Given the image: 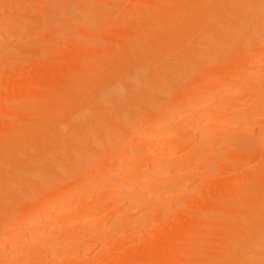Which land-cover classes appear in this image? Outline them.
Wrapping results in <instances>:
<instances>
[{"label": "bare ground", "instance_id": "6f19581e", "mask_svg": "<svg viewBox=\"0 0 264 264\" xmlns=\"http://www.w3.org/2000/svg\"><path fill=\"white\" fill-rule=\"evenodd\" d=\"M32 1L33 0L29 2V7L31 8L34 7L31 6L33 4ZM69 1L70 0H38L37 3L41 4L43 2L42 4L46 6V9H48L49 11H54L59 9L63 10L65 9V6L69 9V7L67 6ZM89 1L92 2L96 0ZM89 1L86 2L84 0L85 3L81 5L83 6V9H85L84 7L88 4L93 5L94 2L91 4L89 3ZM163 1L162 3H160L161 0H148L143 2H141L140 0V2L137 3L134 10L137 9L139 11L138 13L143 14L142 11H154V13L152 14L149 12L147 13V16H144L143 14L140 19L138 18V22L132 25L133 27L130 24L131 29L135 28L136 30V28L139 29V27H144L142 30L144 32L146 26L148 27H146V31H149L148 29L152 26H157V28H153L155 30L150 29V34H148L146 38L134 36L135 33H139L135 30V32L132 30L124 32L126 29H123V32L125 34L118 31L121 33H119L121 37L117 40V42L120 40L121 43L119 44H121V47L117 46V49H119H113V51V47L111 48L110 46H113L114 44H112V42L116 40V38H113V36H118V34L112 33V29L118 26V24L120 25L121 23L114 22L116 13L112 10L113 7H109V9H103L106 7L102 8L101 4L100 6L96 7L99 4L96 2L94 4L95 7H92L95 9L92 10L98 9V11H101L100 8H102V10L106 12V14H108V16H106L104 20V26L102 25L104 29L101 28L105 30V33H102L103 35L101 43L104 44H100L101 48L103 46H108L106 47V49H103L104 47L102 48L104 51L101 49L102 52L100 53H102V55L98 53L99 55H101L98 57L95 54L97 58L93 61H84L82 59L83 57L78 60L79 56H82V50L80 48V55H78V57L76 58L72 57V59H70V61L68 62L65 61L66 64L55 63L58 62V57V60H54L51 62L54 64H51V66L49 67L50 71L48 73H43L42 77L40 76L41 79L38 82H35L33 84L29 81L30 83L28 82L23 89L21 88L23 86H21V84L17 89H12L11 92L13 93L9 99V102H7V100L4 101L7 105L6 108L4 107L5 105L3 104V102L0 101V110L1 107L5 108L6 110L4 111L5 115L0 113L1 236V233L3 231H5L3 232L4 235V233L7 232L6 230H9L13 226H20L19 224H22L24 222H30V220H34L37 215L40 216L39 218H43L40 214L42 213L44 215V211H46V209L50 205L53 206V204H60V207H56L61 208V206L67 203L68 200L72 199V196L76 194L78 188H86L88 185H91L89 184V182L92 183V181H96L100 178L102 179V177L106 178V180H113V186L115 187V189L111 190V194H116L127 190H129V193L131 192V190L135 191V188H138V185H136L137 182L130 179V177H134L135 175L133 176V174L130 173L128 178H121V176H118L117 174H119V170L120 172H123L122 168L125 167L124 165L130 164V166H132L131 163L135 161L136 157L134 154L137 153H134V151H132L133 147L131 145L134 143V140L139 137L140 134H144L146 131H149V141L151 143L156 144L157 141H162V146L161 148H158L159 145L149 144L147 146L151 147L154 145V147L157 148H143L141 153L137 155V158L140 161V167L136 170L141 172L151 171V173H153L152 171H155L154 175H156L157 177L162 176L163 170H169L167 171L168 173L170 171H180L178 170V166V168H175L176 170H170L167 167L168 162H166L169 159H166L164 161V159L169 156V152L171 153L169 149H172V147L176 149L178 147L179 149H184L186 145L184 146L183 144L188 142H195V144H193V146L196 145L195 149L205 148L207 146L211 147L215 142L213 141V138L216 137L217 141L219 139L221 140L220 144L222 143L225 146L229 143V148H231L230 145L233 144L234 140L230 141V139H228V131H225L226 134L219 132L217 134H213L212 132V136L208 135L205 130H203V132L201 131L202 129L199 130L200 127L198 125V121H196L198 127L197 125H195V123H193L195 120L194 118H191L192 120L194 119L192 124H190L191 122H189L188 126L187 122L186 129H177V133L175 135L173 134V136H170V134L167 135L165 131H163L164 133L152 134L151 129L158 123L165 124L167 122H172L171 118L175 115L177 116L178 113L180 114V112L185 107L188 108L187 106H189L190 103H192L193 101L198 102L199 100L203 101L205 98L211 96L214 92L216 93V90L224 92L222 93L224 95L219 98L220 101L218 100L220 103L225 104V100L231 95V97H236L237 91H229L234 78L238 80V76H240V74L242 73L245 74L246 69L251 70V68H248V66H250V64H255V61H257V56L258 58H260L258 54L261 53L263 55L260 54L261 59L256 63L260 64L264 62V0H179V4L178 2H176L175 4L173 2L172 4L173 6L177 4V9H172L170 7L167 8V5H164L167 3V1H164L165 3ZM7 2L8 0H0V15L3 14L4 16L3 17L1 15L0 17V22L2 21L0 25L6 23L4 20L6 16L10 14L5 11L8 8ZM34 4L36 6V9L38 8L37 10L39 13L44 12V14H46L47 11L45 12V8L42 4V7H40L36 3ZM109 4L110 3H108V5ZM22 6L23 8L21 9V11H23L24 13V8L26 7H24V5H21V7ZM40 8L42 12H40ZM12 9L15 8L13 7ZM87 9H89L88 6ZM156 11L157 14H155ZM16 12L17 9L15 13ZM30 12H32V10ZM73 12L76 13L77 11ZM95 12H90L88 10V13L90 14L86 15V17L90 18L88 16H93L91 13L94 14ZM47 13L49 14L50 12ZM100 14L102 15L105 13L101 12ZM28 15L29 14L24 16ZM14 16H12L13 19L16 16L17 17L15 19H20L17 13L16 16ZM83 16L85 15L83 14ZM39 17L40 16H38V18ZM36 18L35 20L38 19ZM7 19L8 18H6V20ZM15 19V25L13 24L14 26H16L17 24V21ZM94 19H96V17L93 18V20ZM33 20L34 19H32V21ZM91 20L92 19L90 18V22ZM19 21L21 22V20ZM58 21H61L60 23L63 22V20L59 19ZM51 22L50 20H48V28L51 29L53 28L51 26H59L58 22ZM7 24H9V22ZM24 24L26 27H28L26 23ZM49 25L51 26L49 27ZM60 25L62 26L64 25V23ZM3 26L6 25L4 24ZM93 26L94 24L92 25V27ZM10 28L12 29L13 26L11 27L10 25ZM55 30L60 31L61 28H57ZM100 30L98 29L99 33ZM51 32L54 31L51 30ZM83 33L84 35H82L81 38H83L82 40L87 41L90 33L89 36L86 35L85 31ZM139 34L144 33H141L140 31ZM8 42L10 41L8 40ZM78 42L75 41L74 43L80 45L81 43L79 42V44ZM117 42L115 41V43ZM74 43L72 45H75ZM91 43H93V41ZM144 43L147 44L145 45ZM55 45H57V43ZM142 45L145 46L142 47ZM82 46L84 45L82 44L79 47ZM82 48L83 50L87 49L84 47ZM63 49L65 50V48ZM105 50H107L106 53ZM67 73L68 75L72 76V80L71 77L67 75L69 77L68 82H64L62 84L64 76ZM5 75L3 78H5ZM66 79L67 78H65L64 81H66ZM0 82H2V80ZM7 83L3 86L5 87ZM13 84H17V82H11L10 84L8 83V86ZM23 84L25 83L23 82ZM259 87L260 83H248L247 85L242 87L243 89L240 88V90H242V95L239 94L241 91L238 92V94L240 95V97L245 93H249V95L253 93L254 95L257 93V91L260 93ZM262 91L264 90L262 89L261 93ZM235 93L236 95H233ZM259 93H257L256 96ZM261 93L259 95L260 97L261 95H264V92L262 94ZM219 95L221 94L219 93ZM251 96L252 94L250 95V97ZM42 97H44V100H42ZM46 98L48 100H46ZM43 101H47V103L51 104L48 105L44 102V105L46 104V107L49 106V108H46V112H43L39 109H37L36 111L32 109L31 106L36 104V108H38V105H40L39 103H42ZM257 101H259V99ZM226 103L229 105L228 101ZM249 103V106L252 104V108H250L251 110L248 111L249 113H247V110H244L246 113L243 112L244 120L242 121L245 125H242V123L240 122L236 125L235 122H221L217 126H222L227 130L239 128L238 125L244 126L246 131L241 132L242 134H244L240 138L238 137L237 139L236 136V139H234L236 142L239 140L238 143L244 141L248 142L249 145L246 149V154L251 157L259 158V160L261 159L262 164L259 163L261 166L257 168H251L253 170H248L250 167L248 165V169L242 170L243 172L241 173L240 171H238L240 173V176L238 178L234 177V180L232 181L214 186L206 185V188L202 187V190H205H201L202 193L199 192V195L193 197V210H189L185 207L186 205L188 206L190 204L189 202L191 201L188 202L189 204L185 202V204L180 203L181 207L184 206V208L180 207L182 209L181 211L183 212H180V208L178 207L180 205H176L179 209L178 211L175 210L176 212H173L174 210H172L173 213L159 229H155V231H153L154 233L148 232L147 234H144L145 236H142L143 238L141 237L142 239L140 238L138 241L136 240V244H134L127 251V253L125 252V255H118L116 253H113L116 250L111 252V249H114L117 247V245H120V242L117 240L118 238L114 239L116 240L114 243L112 242L114 241L112 240V238L114 237L111 236V241L104 245L106 247L107 245L108 247L110 246L107 255L106 253H104V255H102L104 256V260L103 258L98 259L95 264H264V134L260 136V139H256V136L252 135V133L250 132V127H252L250 126V120L254 118L255 115L258 116L259 112L264 111V104H259L256 102ZM9 105L11 106L9 107ZM237 105L233 104V102L231 101V107L235 108ZM249 106L246 107L249 108ZM29 107H31L30 109H32V112L28 110ZM240 108L238 109L240 110ZM38 110L41 112H39ZM232 111H234V109ZM238 112L241 113V110ZM254 112L257 113L254 114V116H251V114L253 115ZM28 113L30 114L28 115ZM187 117L183 119H186ZM240 118H242V116ZM188 119H190V117L187 118V120ZM170 124L169 125L171 127L172 125H176L175 123ZM213 125L216 124L213 123ZM257 127L259 128L260 126ZM245 129H243L242 127V130ZM198 132L200 134H198ZM261 132L264 133V128L261 130ZM163 142L165 143L164 146ZM211 143L213 144L211 145ZM135 149L138 151L139 147ZM195 149L193 150L197 151ZM203 150L200 149V151L204 153ZM224 150L225 149H223V151ZM227 151L228 153L232 152V150L229 151L228 149L223 153ZM154 153L157 154V158H160L161 156L164 159L161 158L162 161H157L153 157L155 156ZM201 154L202 153L200 152L196 154H194L193 152L192 155H194L195 164H193L194 167H190L191 169L189 172L187 171L189 175H185L186 178L189 179L197 175L198 171L201 170V164H199L198 162L203 160L204 158L203 156H201ZM232 156L234 157V155L230 154V156H228L227 158L229 159V161H225L224 164L223 162L225 158H223L224 160L219 161H221L222 164L226 167L230 165L233 166L234 163L231 161H234V159L237 161L238 159H236V157L232 159ZM185 163L188 164L187 161ZM211 163L213 162L211 161ZM217 165H219V163ZM130 166L129 168H131ZM130 171L132 170L130 169ZM130 171L128 169V172ZM132 172H135V170H133ZM164 173L165 172H163V174ZM102 174L107 175V177L102 176ZM178 174L179 173H177L176 175L178 176ZM200 175L198 174V176ZM204 175H206V172L204 173ZM97 177L99 178L97 179ZM201 179H203V177ZM181 188H183V186ZM181 188H178V190L175 191L176 194L181 193V190H183ZM173 189H175V187ZM107 191L109 192V190ZM146 194L147 193H145V195ZM135 197H137V195H135ZM141 197L142 195L140 196V198L137 197L132 199V197H129V199H132L130 200L131 202L128 199L127 200L130 203L134 204L133 207H136L135 205L141 206L144 202V197L143 199ZM72 200H75V198ZM72 200L70 201L72 202ZM159 200H161V198L158 199V201ZM96 201L97 203L93 202L94 205L88 203L91 207L89 206V208L87 207L88 209H84L86 210L84 214L81 213L82 217H80L79 220L84 221L85 219H87V221L82 222L83 225L88 223L89 221L92 222V220H94L93 218L97 219V214H95V212L99 211L101 208L107 209L106 207L109 206L105 205L103 207L104 204L112 203L110 196H104L99 202L98 200ZM152 205H148V208L146 209L149 210H147V212H152L153 210V212L155 213L157 212L158 208H160V204L157 203L155 204V207H157V209H155L156 211H154L153 202ZM149 206L153 207H151L152 210L151 208H149ZM65 207L62 208L65 209ZM80 210L82 209L80 208ZM66 212H60L59 215L64 213V216L66 218ZM143 213L144 218L150 215L146 212ZM49 214L47 216L51 217L50 215L52 213L50 215ZM73 214L75 215V213ZM98 216L100 217V215ZM116 218L117 219L114 220L115 223L118 219V222L123 219L121 217ZM36 220H34L35 223ZM58 220H60V218H58ZM79 220L76 219V225ZM34 222H32L33 224H27L28 228L30 229L27 228V225H22V227H20H25L28 229H25V231L34 230L31 229L35 226ZM135 222L137 223H135L137 226L134 225L135 227L131 228H133L132 230L136 231L137 234V231L139 230L140 232L141 229L139 224H142L143 221L139 222L135 220ZM61 223L63 224L62 221ZM71 223L72 222H70V224ZM82 224L78 223V226H81ZM69 226L72 227L71 225ZM109 228L107 227L105 229ZM115 229L117 230L115 231V233L118 236V233H120L118 232L119 228ZM110 230H108V232ZM27 231L25 232V235H14L13 237L9 238V242L4 241L3 245H1L0 243V264H12L11 261H13L14 263V260L15 262L17 261L18 264H22L24 262L21 259H25V261L29 262L30 264H32V262L34 261H37L38 263V260L42 256L34 257L32 256V252L31 256H28L20 254V249L18 250L19 252L17 251L18 247H23L21 245L22 242H24L25 237L28 236L27 240H29L28 238L30 237L32 232ZM55 231L57 232L58 229H55L53 231L51 230V232L56 233ZM112 231L114 232L113 228ZM134 231L132 232V234L134 233ZM74 232H77V230ZM122 232L123 231H121V233ZM115 233L113 234L115 235ZM40 234L36 233L34 236H36L40 240H38L40 245L45 247V245H47L45 241L48 240H46L44 235L43 238L42 236H40ZM71 234L74 235V233ZM57 235L58 232L56 233V236ZM62 235L64 236V234H61V237L59 238H62ZM88 235H86V237ZM90 235L88 237H90ZM106 235L108 234L106 233ZM106 235L104 234V236ZM79 236L85 237V235L81 234ZM94 236L95 235H93V237ZM66 237L67 235H65V238ZM70 237L72 238L73 236H69V238ZM136 237H134V239ZM165 237L169 238L171 241L169 240L170 242L168 243L163 242V245H161L162 243L160 242ZM64 239V244L61 245H65V247L76 246L74 242L70 241L72 239H69V241H66ZM76 239H79V237H77ZM85 239L86 238H84V240ZM55 240L59 241V239L57 238ZM5 245H9V249H7L8 247H5L7 249L6 252H4L5 250L3 249L1 250V248H3L2 246ZM54 245H57V243H54ZM47 246H49V243ZM82 247L83 246H81V248ZM41 248L43 249V247ZM22 251L25 250L22 249ZM103 251L105 252V250ZM56 255L57 254H51L49 259L53 262L54 260L58 261V259L60 258L57 257L58 255ZM75 262L77 263V261ZM77 264L81 263L79 262Z\"/></svg>", "mask_w": 264, "mask_h": 264}, {"label": "rangeland", "instance_id": "374dc122", "mask_svg": "<svg viewBox=\"0 0 264 264\" xmlns=\"http://www.w3.org/2000/svg\"><path fill=\"white\" fill-rule=\"evenodd\" d=\"M10 0H8V2H7V4H8V8H7V10H5V11H7L8 13H10L8 16H6V18H8L7 20H6V18H5V22L6 23H4L6 26H3L4 24H1L0 25V81L2 80V82H0V101L1 102H3V104L5 105L4 107L6 108V102H4L5 100H7V102H9V99H10V97H11V95H12V93L13 92H11V90L12 89H17L18 87H19V85L21 84V88L23 89V88H25V86L27 85V83L30 81L31 83H35V82H38L40 79H41V77H42V74L43 73H48L49 71H50V66H51V64H54V63H51L52 61H54V60H58V57H59V60H58V62H55V63H58V64H66V62H68V61H70V59H72V57H74V58H76V57H78V55H80V53H79V50H80V48H81V50H82V56H79V58H78V60L80 59V58H82L84 61L86 60V61H93L94 59H96L97 57L96 56H101L102 55V53H100V52H102V50L103 49H106V47H108V46H106V47H102L101 48V45L100 44H104V43H101L102 41H101V39H102V35L105 33V30H103L104 28H103V26H104V20H105V18H106V16H108V14H106V12H104L103 10H102V8L103 7H106V8H103V9H109V7H113V11L116 13V17L114 18V22L116 23H121L120 25L118 24V26H116V27H114L113 29H112V33H114V34H118V36L117 35H115V37L113 36V38H116V40H114L113 42H112V44H114L113 46L111 45L110 47L112 48V51H113V49L115 50V49H117V46L118 47H121V44H119V43H121L120 42V40L117 42V40L118 39H120V37H121V35H119V33L121 32H123V29L125 30L124 32H126V31H130V30H132V31H134L135 30V28L133 29H131V27H130V24H131V26L133 25V24H135V23H137L138 22V20L140 19V17H142L143 16V14H144V16H147V13H149L148 11H142L143 12V14H141V13H138L139 11L136 9V10H134V8L136 7V4L137 3H139L140 2V0H134V1H130V0H96V1H92V2H90L89 0H85L86 2H88L89 1V3H93V5H90V4H88V5H84L85 7V9H83L82 7L83 6H81L82 4H84L85 2H84V0H70L69 1V3H68V7H69V9L68 8H66V6H65V9H63V10H60V11H62V12H60L59 10H51V11H49L48 9H46V6H44L42 3V5H43V7L45 8V12L47 11V12H50L49 14L46 12V14H44V12L43 13H39L38 12V8L36 9V6H35V4L34 3H36L37 5H39L40 7H42V5L41 4H38L37 2H38V0H33L32 1V3H30V4H32L31 6L33 7V8H35V9H33V8H31V7H29V2L31 1V0H12V1H10ZM40 1V0H39ZM143 1H148V0H141V2H143ZM160 1V0H159ZM162 1L163 0H161V2L160 3H162ZM165 2L167 1V3L166 4H164L167 8H172V9H177L178 7H176V6H178L177 4L176 5H172L173 4V2H174V4L176 3V2H178V4H179V0H164ZM163 1V2H164ZM19 2V3H18ZM22 2V3H21ZM75 2V3H74ZM99 3L96 7H98V6H100V4H101V7L102 8H100L101 9V11H98V9H96V10H92V9H95V8H92V7H95L94 6V4L95 3ZM124 2V3H123ZM164 2V3H165ZM9 3H11V4H9ZM16 3V4H15ZM72 3V4H71ZM108 3H110L109 5H108ZM111 3H112V5H111ZM126 3V4H125ZM170 4H171V6H170ZM21 5H24V7H26V8H24L25 10H24V13H23V11H21V9L23 8V6L21 7ZM104 5V6H103ZM117 5V6H116ZM169 5V6H168ZM7 6V5H6ZM87 6H88V8L89 9H87ZM120 6V7H119ZM15 8V9H12V8ZM19 7V8H18ZM108 7V8H107ZM117 7V8H116ZM176 7V8H175ZM44 8H42V9H44ZM81 8V9H80ZM5 9V8H4ZM14 10V11H12V10ZM16 9H17V14H18V17H20V19H15L17 16H16V13H15V11H16ZM66 9H68V10H66ZM114 9H118L117 11L116 10H114ZM32 10V12H30ZM88 10L91 12H95L94 14L93 13H91L93 16H88V17H90L92 20H93V18H95L96 17V19H94L95 20V22H94V20L92 21L91 20V22H90V18H87L86 17V15H89L90 13H88ZM67 11H69V12H67ZM73 11H77L76 13H74ZM80 11H83V12H80ZM85 11H87V12H85ZM135 11V12H134ZM14 13V15L16 16H14L13 15V13ZM40 12H42V10H41V8H40ZM101 12H103V13H105V14H100ZM125 12V13H124ZM134 12V13H133ZM2 13H4V12H2ZM23 13L24 15H27V14H29L28 16H29V18H28V16H24L23 14L21 15V14ZM52 13H53V15H52ZM63 13V14H62ZM68 13H71V14H68ZM85 15V16H83V14ZM114 13V14H115ZM136 13V14H135ZM139 14V16H138V14ZM150 13H154V11H151ZM34 14V15H33ZM43 14H44V16H45V18H44V16H43ZM51 14V15H50ZM60 14V15H59ZM98 14V15H97ZM123 14V15H122ZM155 14H157V11H156V13ZM2 16H3V14H1ZM1 15H0V17H1ZM6 15H7V13H6ZM36 15H38V16H40L39 18H38V16H36ZM12 16H14L15 18V20L17 21L16 23V26H14L15 25V21H14V19H13V17ZM33 16H34V18H33ZM38 18H36V17ZM47 16V17H46ZM53 16V17H52ZM103 16V17H102ZM124 17V18H121V17ZM137 16V17H136ZM4 17V16H3ZM31 17V18H30ZM93 17V18H92ZM119 17V18H118ZM35 18L37 19V20H35ZM42 18V19H41ZM139 18V19H138ZM23 19H24V22H23ZM32 19H34L33 21H32ZM58 19L59 20H63V22L62 23H60L61 21H58ZM137 19V20H136ZM19 20H21V22L19 21ZM43 20V21H42ZM48 20H50V22L51 23H59V26H51V25H49V27L51 26V27H53V28H48L47 27V25H48ZM54 20H56V21H54ZM102 20V21H101ZM134 20V21H133ZM90 23H89V22ZM130 21H132V22H130ZM9 22V24L11 25V27L13 26V28L11 29L10 28V25L9 24H7ZM13 22V23H12ZM23 22V23H22ZM30 22V23H29ZM87 22V23H86ZM130 22V23H129ZM134 22V23H133ZM0 23H2V21L0 22ZM24 23H26V25H28V27H26L25 26V24ZM32 23V24H31ZM40 23V24H39ZM64 23V25H60V24H63ZM123 23V24H122ZM14 24V25H13ZM86 24V25H85ZM94 24V26L92 27V25ZM128 24V25H127ZM7 25H9V26H7ZM30 25V26H29ZM90 25V26H89ZM103 25V26H102ZM64 26V27H63ZM67 26H69V27H67ZM84 26V27H83ZM8 27V28H7ZM86 27V28H85ZM91 27V28H90ZM99 27V28H98ZM128 27V28H127ZM133 27V26H132ZM147 27V26H146ZM145 27V29L147 30V28ZM10 28V29H9ZM57 28H61V30L59 31V30H55V29H57ZM64 28V29H63ZM101 28H103V29H101ZM117 28V29H116ZM130 28V29H129ZM143 28L144 27H142V28H140L139 27V29L138 28H136V30L135 31H137V32H139L140 33V31H141V33H144V34H137V33H132V34H134V36H137V37H142V38H146L147 36H148V34H150V29L152 30L153 28H157V26H152V27H150L148 30L149 31H146L145 29H144V32L142 31L143 30ZM54 29V30H53ZM83 29V30H82ZM87 29H89V30H87ZM97 31H96V30ZM98 29L100 30H102V32H101V30H100V33L98 32ZM129 29V30H128ZM155 29H153V30H155ZM6 30V31H5ZM50 30V31H49ZM51 30L52 31H54V32H51ZM117 30V31H116ZM122 30V31H121ZM10 31V32H9ZM19 33H18V32ZM45 31H46V33H45ZM82 31V32H81ZM85 31V33H86V35H88L89 36V33H90V36H89V40L87 39V41L86 40H82L83 38H81V36L82 35H84V32ZM114 31H116V32H114ZM118 31H120V32H118ZM134 31V32H135ZM6 32H8V33H6ZM76 32V33H75ZM123 32V33H124ZM4 33V34H3ZM60 33V34H59ZM78 33V34H77ZM103 33V34H102ZM120 33V34H121ZM59 34V35H58ZM75 34H77V35H75ZM125 34V33H124ZM8 35H10V36H8ZM45 35V36H44ZM56 35H58V36H56ZM99 35V36H98ZM144 35H146V36H144ZM8 36V37H7ZM13 36V37H12ZM68 36H69V38H68ZM44 37V38H43ZM77 39H76V38ZM97 39H96V38ZM91 38V39H90ZM7 39V40H6ZM54 39H55V41H54ZM62 39V40H61ZM67 39V40H66ZM8 40L10 41V42H8ZM53 40V41H52ZM69 40V41H68ZM71 40V41H70ZM4 41H6V42H4ZM65 41V42H64ZM75 41H79L78 43L80 44V45H84V46H82V47H84V48H87V49H84L83 50V48L82 47H79L80 45H78V44H75L74 42ZM93 41V43H91ZM115 41L117 42V43H115ZM76 45H72L73 43ZM100 42V43H99ZM33 43V44H32ZM57 43V45H55ZM60 43V44H59ZM63 43V44H62ZM66 43V44H65ZM4 44H6V45H4ZM90 44V45H89ZM92 44V45H91ZM115 44H117V45H115ZM137 44H139V43H137ZM141 44V43H140ZM145 45L147 44V43H144ZM71 45V46H70ZM78 45V46H77ZM99 47H98V46ZM145 45H142V47L143 46H145ZM9 48H8V47ZM93 46V47H92ZM97 46V47H96ZM7 47V48H6ZM70 47V48H69ZM74 47H76V48H74ZM63 48H65V50L63 49ZM147 48V47H146ZM12 49V50H11ZM67 49H69V50H67ZM102 49V50H101ZM119 49V48H118ZM117 49V50H118ZM75 50H76V52H75ZM121 50V49H120ZM74 51V52H73ZM83 51H85V52H83ZM93 51H96V52H93ZM104 51V50H103ZM107 52V50H105V53ZM63 53V54H62ZM98 53H100L101 55H99ZM95 54H96V56H95ZM261 54V53H260ZM258 54L259 55V57L260 58H258V56H257V58H256V60L259 62V60L261 59V55H263V54ZM77 55V56H76ZM33 57V58H32ZM54 57V58H53ZM57 57V58H56ZM87 58H88V60H87ZM15 61V62H14ZM31 61V62H30ZM66 61V62H65ZM257 61H255V64H250V66H248V68L250 67L251 68V70L249 69V70H247L246 69V73L245 74H240V76H238V80H236V78H234V80H233V82H232V86H231V88H230V92H236L237 91V95H236V93L235 94H233V95H236V97H231V96H229L226 100L228 101V103H229V105L226 103L227 101L225 100V102H224V100H223V102L225 103V104H223V103H220L219 101H220V99L219 98H221L224 94H222V93H224V92H222V91H217L216 90V93L214 92L211 96H209L208 98H205L204 100L203 99H201V100H203V101H193L192 103H190L189 104V106H187L188 108H184L181 112H180V114L178 113L177 114V116H176V118H175V116H173L172 118H171V121L172 122H167V123H158V124H156L152 129H151V131H152V134L153 133H155V134H159V133H164L163 131H165V133L167 134V135H169L170 134V136H173V134L175 135L176 133H177V131L179 130V129H181V128H183V129H186V125L188 124V126H189V122H191L190 124H192V122H193V120H194V122L193 123H195V125H197V122L196 121H198V125H199V130H201L202 132H203V130H205L206 132H207V134L208 135H211L212 136V132H213V134H217L218 132L219 133H224V134H226L225 133V131L227 132L228 131V133L227 134H229V136L227 135V137H228V139H230V141H235V139H236V136H237V139H238V137L240 138L243 134L241 133V132H245L246 131V129H245V127L244 126H240V125H238V127L239 128H235V129H232V130H227V129H225L224 127H222V126H217L218 124H220L221 122L223 123V122H235V125L237 124V123H242V125H245L244 123H243V121L242 120H244V118H243V112H245L244 110H247V113H249L248 111L249 110H251L250 108H252L251 106H252V104L249 106V102H253V103H259V104H264V95H261V97L259 96L260 95V93H261V90L263 89L264 90V62H262V63H260V64H258V63H256ZM29 62V63H28ZM59 62H61V63H59ZM3 63V64H2ZM5 63V64H4ZM12 63V64H11ZM14 63H16V64H14ZM26 64H28V65H26ZM17 65V66H16ZM259 65V66H258ZM2 66V67H1ZM25 66H27V67H25ZM36 66V67H35ZM262 66H263V68H262ZM47 67V68H46ZM8 70H7V69ZM46 68V69H45ZM3 69V70H2ZM11 69V70H10ZM48 70V71H47ZM11 71V72H10ZM16 71V72H15ZM19 71V72H18ZM36 71H37V73H36ZM254 71V72H253ZM5 72V73H4ZM253 72V73H252ZM6 74V75H5ZM4 75H5V78H3L4 77ZM68 73L67 74H65V76H64V79L65 78H67L66 79V81H64V79H63V82H62V84L64 83V82H68V80H69V77L68 76H70L71 77V80H72V76L71 75H68ZM41 76V77H40ZM67 76V77H66ZM11 77V78H10ZM255 77V78H254ZM23 78V79H22ZM27 78H29V79H27ZM21 80V81H20ZM32 80V81H31ZM34 80V81H33ZM253 80V81H252ZM259 80V81H258ZM263 81V82H262ZM4 82H8L9 84L12 82V83H14V82H17V84H13V85H9L8 86V83H7V85H5V87L3 86L4 84H6V83H4ZM18 82H20V83H18ZM23 82L25 83V84H23ZM29 82V83H30ZM61 82V81H60ZM59 82V83H60ZM237 82V83H236ZM239 82V83H238ZM255 82V83H254ZM250 84V83H253V84H256V83H260V87H259V91H260V93L257 91V93H259L257 96H256V94H254L253 95V93H251L252 94V96L250 97V95H249V93H245V94H243V96H241L240 97V95H242V90H240V88L241 89H243L242 87H244L245 85H247V84ZM3 88V89H2ZM20 88V89H21ZM228 88V89H229ZM9 89H10V91H9ZM238 89V90H237ZM261 89V90H260ZM234 90V91H233ZM241 91V92H240ZM238 92H240L239 94H238ZM264 91H262V93H263ZM219 93L221 94V95H219ZM261 93V94H262ZM216 94H218V95H216ZM264 94V93H263ZM48 95V94H47ZM47 95H44V96H47ZM239 95V96H238ZM238 96V97H237ZM256 96V97H255ZM263 97V98H262ZM4 100H3V99ZM44 97H42V100H44L43 99ZM229 98H230V100H229ZM242 98V99H241ZM253 98H256L257 100L259 99V101H257L256 99H253ZM260 98H262V99H260ZM209 99V100H208ZM250 101H249V100ZM41 100V99H40ZM41 100V101H42ZM46 100H48L47 98H46ZM219 100V101H218ZM255 100V101H254ZM40 101V102H41ZM218 101V102H217ZM231 101L233 102V104H235V105H237L238 103H240V104H238L235 108H237V109H235V108H233V107H231ZM248 101V102H247ZM261 101H263V102H261ZM44 102L45 103H47V101H43L42 103H39L40 105H38L39 107L38 108H36V104L35 105H33V106H35V107H33V106H31L32 107V109L33 110H37V109H39V110H41V111H43V112H46L47 111V109L46 108H49V106L48 107H46L45 105H44ZM217 102V103H216ZM242 102V103H241ZM214 103V104H213ZM237 103V104H236ZM244 103V104H243ZM249 103V104H248ZM48 105H51V104H49V103H47ZM41 105H43V106H41ZM226 105V106H225ZM244 105V106H243ZM11 105H9V107H10ZM241 108H240V107ZM246 106H249V108H247ZM31 107H29V111L30 112H32V109H30ZM227 107V108H226ZM246 107V108H245ZM5 108H2L1 107V114H4L5 112L4 111H6L5 110ZM36 108V109H35ZM45 108V109H44ZM222 108V109H221ZM238 108H240V110H241V113L240 112H238V111H240ZM234 109V111H232ZM243 109V110H242ZM38 110V111H39ZM231 110V111H230ZM41 111H39V112H41ZM239 114H241V115H239ZM246 113V112H245ZM257 112H254L253 113V115L251 114V116H254V114H256ZM264 111L263 112H259V114H258V116H254V118H252L251 120H250V122H251V125L250 126H252V127H250L251 129H250V132L252 133V135H255L254 137L256 138V139H260L261 137L260 136H262L264 133H262L261 132V130L264 128ZM30 113H28V115H29ZM262 114V115H261ZM5 115V114H4ZM187 115H188V117H187ZM242 116V118H240ZM185 117H187V118H189L190 117V119H188L187 120V118L186 119H183V118H185ZM191 118H194L193 120L191 119ZM173 119V120H172ZM239 120H241V121H239ZM185 121V122H184ZM238 121V122H237ZM262 121V122H261ZM188 122V123H187ZM200 122V123H199ZM170 123H175L176 125H172V127L169 125ZM187 123V124H186ZM213 123H215L216 125H213ZM262 124V125H261ZM168 125V126H167ZM198 125H197V127H198ZM202 125V126H201ZM187 126V127H188ZM205 126H207V127H205ZM257 126H260L259 128L257 127ZM262 126V127H261ZM166 127H168V128H166ZM170 127V128H169ZM175 127V128H174ZM242 127H243V129H245V130H242ZM261 128V129H260ZM178 129V130H177ZM167 131V132H166ZM204 131V132H205ZM230 131V132H229ZM236 131V132H235ZM172 132V133H171ZM262 134H261V133ZM198 134H200L199 132H198ZM241 134V135H240ZM239 135V136H238ZM214 136V135H213ZM198 137H199V135H198ZM233 137V138H232ZM235 138V139H234ZM214 140L213 141H215L214 142V144L213 143H211V145L212 146H214V147H210V146H207L208 147V149H207V147H205V148H199V149H195V146H193V144H195V142L193 143V142H188V143H184L183 145L185 146V148H184V146H183V148L184 149H182V148H180L179 149V147L176 149V148H174V147H172V149L174 150H172L171 148L169 149L170 151H171V153L169 152V156L167 157V158H163V157H161L160 156V158L158 157H156L157 156V154H155V156H153L157 161H160L161 160V158L162 159H164V161L166 160V159H169V160H167L166 162H168V168L170 169V170H176L175 168H178V170H180V171H178V172H174V171H170L169 173L167 172V171H169V170H163V172H165L164 174H163V172H162V176H156V175H154V172L155 171H152L153 173H151V171H147V172H141V171H138V170H136V169H138L139 167H140V161H139V159L137 158V155H139L140 153H141V151H142V149L143 148H146V147H149V148H151V147H154V145L153 146H147V145H152V144H155V143H151L150 141H149V131H146L144 134H140L139 135V137H137V139L136 140H134V143L131 145L133 148H132V151H134V153H137V154H134L136 157H135V163L134 162H132V163H134V164H132L131 163V165L132 166H130V164H126V165H124L125 167H123L122 168V170H123V172H120V170H119V174H117L118 176H121V178H128V176L130 175V173H132L133 174V176L134 177H130V179L131 180H134L135 182H137L136 183V185H138V188H140V189H138V188H135V191H133V190H131V192L129 193V190H127V191H124V192H119V193H116V194H111L110 192H111V190H114L115 189V187L113 186V180L112 181H110L109 179H107L106 180V178H104V177H102V179L100 178V179H98L99 177H97V179L98 180H94V181H92V183L91 182H89V184H91V185H88L86 188H84V187H81V185H80V187L81 188H78V191L76 192V194H74L73 196H72V199H74L75 198V200H72V199H70V200H72V202L70 201V200H68V201H70V202H68L67 201V203H65L64 205L63 204H61V205H63V206H61V208H59L60 206V204H53V206L54 207H56V206H59V207H56V208H54L52 205H50L47 209H46V211H44L45 213H44V215L41 213L40 215L43 217V218H39L40 216L39 215H37L36 217H37V220H36V217L34 218V220H36V223L34 222V220H30V222L29 223H32V222H34L35 224V226L33 227V228H31V229H34V230H29V231H31L32 233H31V235H30V237L28 238L29 240H27V237H25V239H24V242H22V245L21 246H23L22 248L21 247H18L17 248V251L20 249V254H24V255H28V256H31V254H32V256H38V257H43V259H42V257L38 260V263H37V261H34V262H32V264L34 263V264H77V263H81V264H95L96 263V261H98V259H101V258H103V260H104V256H102V255H104V253H106V255H107V253H108V249L110 248V246L108 247V245H107V247L106 246H104V245H106V243H108V242H110L111 241V236H113L114 238H112V240H114V239H117L119 242V244L120 245H117V247L116 248H114V249H111V252L112 251H115V252H113V253H116V254H118V255H125L126 253H127V251L134 245V244H136L135 242H136V240L138 241L142 236H145L144 234H147L148 232H153V231H155V229H159L163 224H164V222L169 218V216L173 213V212H176V211H178L179 209L177 208V206H178V204L180 205V206H178L179 208L181 207V204L180 203H187V204H189L188 206L186 205L185 207L187 208V209H189V210H193L194 209V207H192L194 204H193V201H194V198L193 197H196L197 195H199V192H201V190H202V187L203 188H206V185H211V186H214V185H218V184H222V183H225V182H228V181H232V180H234L233 178L235 177V178H238L239 176H240V173L241 172H243L242 170H246V169H248V167H249V169L248 170H250L251 168H257V167H259V166H261L259 163H261L262 164V160L260 159L259 160V158H256V157H251V156H249V155H247L246 153V149H247V147H248V142H239L238 143V141L236 142H234L233 141V144H231L230 145V147L231 148H229V143L228 144H226L225 146L221 143L220 144V142H221V140L219 139L218 141L216 140L217 138L216 137H214L213 138ZM132 140V139H131ZM128 141H129V139H128ZM217 141V142H216ZM230 141H228V142H230ZM131 142V141H130ZM137 142V143H136ZM148 142H150V143H148ZM135 143H136V146H135ZM160 143V144H159ZM230 143H232V142H230ZM189 144V145H188ZM235 144V145H234ZM238 144V145H237ZM155 145H159L158 146V148H161V146H162V141H157L156 142V144ZM165 145V143L163 142V146ZM223 147H222V146ZM234 145V146H233ZM139 147V149H138V151L135 149V148H138ZM201 146V145H200ZM191 147V148H190ZM199 147V146H198ZM202 147H204V146H202ZM233 147V148H232ZM155 148V147H154ZM157 148V147H156ZM155 148V149H156ZM210 148V149H209ZM136 151H135V150ZM193 149H195V150H197V151H194ZM200 149L201 150H203V149H205V150H203L204 151V153L203 152H201L200 151ZM207 149V150H206ZM223 149H225V150H228L229 149V151H231L232 150V152L231 153H228V151L227 152H225V153H223L224 151H223ZM183 150V151H182ZM185 151V152H184ZM193 152H194V154H196V153H198V152H200V153H202L201 154V156H203L204 158H203V160H201V161H198L199 162V164H201V172L200 171H198V174L200 175V174H203V175H200V176H198V174L197 175H195V176H193V177H191V178H186V176H188L189 175V171H190V167L192 166V167H194L193 166V164H195V160H194V155H192L193 154ZM211 152V153H210ZM215 152V153H214ZM183 153V154H182ZM218 153V154H217ZM239 153V154H238ZM172 156H171V155ZM215 154V155H214ZM227 154H228V156H230V154L231 155H234V157H236V159H238L237 161L234 159V161H231V162H233L234 163V165H233V163H232V165L233 166H228V167H226V166H224L223 164L225 163V161L227 162V161H229V159H227L228 158V156H227ZM159 155V154H158ZM188 155V156H187ZM239 155V156H238ZM182 156V157H181ZM185 156V157H184ZM212 156V157H211ZM216 158H215V157ZM218 156V157H217ZM190 157V158H189ZM193 157V158H192ZM222 157V158H221ZM233 156L231 157L232 159L234 158ZM176 158V159H175ZM177 158H179V159H177ZM188 158V159H187ZM223 158H225V160L223 159ZM241 158V159H240ZM252 158V159H251ZM136 159H137V161L139 162H137L136 161ZM212 159H214V160H212ZM216 159H217V161H216ZM219 160H224V162H223V164H222V162L221 161H219ZM241 160V161H240ZM244 160V161H243ZM259 160V161H258ZM162 161V160H161ZM187 161V163L188 164H186L185 162ZM191 163H190V162ZM211 161L213 162V163H211ZM256 161V162H255ZM209 164H208V163ZM238 162V163H237ZM240 162V163H239ZM219 163V165H217V164ZM212 164V165H211ZM214 164H216V165H214ZM247 164V165H246ZM139 165V166H138ZM184 165V166H183ZM237 165H238V167H237ZM249 165V166H248ZM129 166L131 167V168H129ZM134 166V167H133ZM178 166V167H177ZM206 166H208V167H206ZM247 166V167H246ZM221 167V168H220ZM246 167V168H245ZM181 168V169H180ZM207 170H206V169ZM128 169H129V171H130V169L133 171V170H135V172H132V171H130V172H128ZM189 169V170H188ZM224 169V170H223ZM127 170V171H126ZM220 170V171H219ZM229 170H231V171H229ZM233 170V171H232ZM251 170H253V169H251ZM188 171V172H187ZM203 171V172H202ZM210 171V172H209ZM238 171H240V173L238 172ZM138 172H140V173H138ZM166 172H167V174H166ZM181 172V173H180ZM206 172V175H204V173ZM151 173V174H150ZM177 173H179L178 174V176L176 175ZM183 173V174H182ZM104 174H106V173H104ZM131 174V175H132ZM166 174V175H165ZM182 174V175H181ZM138 175V176H137ZM164 175V176H163ZM186 175V176H185ZM102 176H105V177H107V175H103L102 174ZM185 176V177H184ZM184 177V178H183ZM197 177H199V178H197ZM203 177V179H201ZM207 179H206V178ZM109 178V177H108ZM178 178V179H177ZM96 179V178H95ZM153 180H155V181H153ZM210 180V181H209ZM185 181V182H184ZM206 182V184H205V182ZM173 182V183H172ZM181 182H183V183H181ZM200 182V183H199ZM110 183H112V184H110ZM179 183H180V187H179ZM202 183V184H201ZM183 184V185H182ZM199 184V185H198ZM201 184V185H200ZM135 185V186H136ZM160 185V186H159ZM163 187H162V186ZM178 185V186H177ZM112 186H113V188H112ZM167 186V187H166ZM183 186V188H181ZM79 187V186H78ZM137 187V186H136ZM160 187V188H159ZM175 187V189H173ZM187 187V188H186ZM164 188V189H163ZM178 188L180 189H183V190H181V193L180 194H176V190H178ZM81 189V190H80ZM76 190V189H75ZM107 190H109V192L107 191ZM205 189H203L202 191H204ZM104 191V192H103ZM133 191V192H132ZM138 191V192H137ZM175 193H174V192ZM196 191V192H195ZM74 192V193H75ZM144 193V194H143ZM145 193H147L146 195H145ZM192 193V194H191ZM202 193V192H201ZM78 195V196H77ZM135 195H137V197H139L140 198V196L142 195V199H143V197H144V202H143V205H141V206H138V205H135L136 207H133L134 206V204H132V203H130L131 201L130 200H132L133 198H137V197H135ZM139 195V196H138ZM178 195V196H177ZM75 196V197H74ZM106 197V196H110V199H111V202L112 203H107V204H104L103 205V207L105 206V205H109L108 207H106L107 209H104V208H101L99 211H97V212H95V214H97L96 215V217H97V219L96 218H93L94 220H92V222L91 221H89L88 223H86V224H82V222H85V221H87V219H85L84 221H80L79 219H80V217H82L81 215V213H83L84 214V212H86V210H84V209H88L89 208V204H92V205H94L93 204V202L94 203H97V201L96 200H98V202L100 201V200H102V198L103 197ZM113 198H112V197ZM134 196V197H133ZM129 197L131 198L132 197V199H129ZM149 197V198H148ZM171 197V198H170ZM161 198V200H159L158 201V199H160ZM188 198V199H187ZM124 199V200H123ZM130 201H128V200ZM157 199V200H156ZM187 199V200H186ZM117 200H120V201H117ZM165 200V201H164ZM183 200V201H182ZM186 200V201H185ZM146 201V202H145ZM153 202V204H154V211H156L155 209H157V207H155L156 205L155 204H160L159 206H160V208H158V210H157V212H153V210H152V202ZM189 201H191V202H189ZM116 202H117V204H116ZM156 202V203H155ZM189 202V203H188ZM89 203V204H88ZM115 203V204H114ZM144 203H146V204H144ZM170 203V204H169ZM184 203V204H185ZM67 204V205H66ZM129 204V205H128ZM148 205H152V206H149V208H151V210H152V212L151 211H149V212H151V213H149V212H147V210H149V209H146V208H148ZM177 205V206H176ZM67 208H66V207ZM72 206V207H71ZM116 206V207H115ZM158 206V207H159ZM65 207V209H63V208ZM88 207V208H87ZM91 207V206H90ZM142 207V208H141ZM80 208L82 209V210H80ZM137 208V209H136ZM181 208H184V206L183 207H181ZM180 208V212H183V211H181L182 209ZM51 209V210H50ZM144 209V210H143ZM113 210H116V211H113ZM172 210H174L173 212H172ZM176 210V211H175ZM66 212V214H67V217L65 218V216H64V213H62L61 215H59V213L60 212ZM71 211V212H70ZM100 211H105V212H100ZM171 211V212H170ZM143 212H146V213H149L150 215L148 216V217H146V218H144V213ZM50 213H52L50 216L51 217H49V216H47L48 214ZM69 213H70V215H69ZM73 213H75V215L73 214ZM133 213V214H132ZM145 213V214H146ZM74 217H73V216ZM98 215H100V217L98 216ZM79 216V217H78ZM142 216H143V218H142ZM45 217H46V219H45ZM99 217V218H98ZM116 217H118V218H123L122 220H120V222H118V220H117V222L115 223L114 222V220H116L117 218ZM137 217H138V219H137ZM58 218H60V220H58ZM72 218V219H71ZM77 220H79L78 222H77V225L75 224V222H76V219ZM162 218V219H161ZM75 221H74V220ZM96 219V220H95ZM99 219V220H98ZM165 219V220H164ZM51 220H53V221H51ZM73 220V221H72ZM135 220L136 221H139V222H141V221H143V223L141 224H139V226L141 227V229H140V232H139V230L137 231V234H136V231H134V230H132L135 226L134 225H136L137 223L135 222ZM147 220V221H146ZM61 221L63 222V224L61 223ZM112 221V222H111ZM151 221V222H150ZM156 221V222H155ZM22 223V224H19L21 227H22V225H27V224H29V223ZM60 222V223H59ZM69 222V223H68ZM70 222H72L71 224H70ZM52 223V224H51ZM59 223V224H58ZM66 223H67V225H66ZM78 223H81L82 225L81 226H78ZM136 223V224H135ZM33 224V223H32ZM56 224V225H55ZM73 224V225H72ZM76 226H75V225ZM156 224V225H155ZM161 224V225H160ZM52 225H54V226H52ZM60 227H59V226ZM65 227H64V226ZM69 225H71L72 227H70ZM103 225H106V226H103ZM121 225V226H120ZM143 225V226H142ZM149 225V226H148ZM20 226H13L12 228H10L9 230H6L7 232L6 233H4V235H3V232H5V231H3L1 234H2V236L0 237V243H1V245H3V242L4 241H6V242H9V238H11V237H13L14 235H16V234H24L25 235V232L28 230V229H30V228H28V225H27V228H25V227H23V228H21ZM30 226V225H29ZM115 226V227H114ZM117 226H119V227H117ZM137 226V225H136ZM154 226V227H153ZM68 227H70V228H68ZM77 227V228H76ZM109 228V229H105V228ZM131 227H133V228H131ZM35 228H36V230H35ZM38 228V229H37ZM99 228V229H98ZM112 228L114 229V232L112 231ZM115 228H119L118 229V232H120V233H118V236L116 235V233H115V231H117ZM20 229V230H19ZM25 229H27L26 231H25ZM43 229V230H42ZM55 229H58V235L56 236V233H54V232H51V230L53 231V230H55ZM61 229V230H60ZM111 229V230H110ZM77 230V232H74V231H76ZM98 230V231H97ZM107 232H106V231ZM108 230H110L109 232H108ZM125 230V231H124ZM143 230V231H142ZM21 231V232H20ZM29 231H27V232H29ZM79 231H81V232H79ZM95 231V232H94ZM97 231V232H96ZM121 231H123L122 233H121ZM134 231V233L132 234V232ZM11 232V233H10ZM51 232V233H50ZM61 232H63V233H61ZM68 232V233H67ZM92 232V233H91ZM99 232V233H98ZM101 232V233H100ZM131 232V233H130ZM36 233H38V234H40V236H42L43 237V235H44V237L46 238V240H48V241H45L46 242V244L48 245V243H49V246H47V245H45V247L44 246H41L40 245V243H39V239L36 237V236H34ZM42 233H44V234H42ZM70 233V234H69ZM71 233H74V235L73 234H71ZM84 233V234H83ZM86 233V234H85ZM90 233H91V235H90ZM96 233V234H95ZM106 233L108 234V235H106ZM113 233H115V235L113 234ZM154 233V232H153ZM6 234V235H5ZM61 234H64V236L62 235V238L64 239L65 238V235H67V237L64 239V240H66V241H69V239H72V240H70V241H72V242H74L75 244H76V246H72V247H65V245H61V244H64V242H63V239L62 238H59V237H61ZM78 234V235H77ZM85 235V237H80L79 235ZM90 235V237H88L89 235ZM95 235L94 237H96V238H94L93 237V235ZM104 234L107 236H104ZM110 234V235H109ZM113 234V235H112ZM8 235V236H7ZM86 235H88L87 237H86ZM98 235H100V236H98ZM130 235V236H129ZM137 237H136V236ZM69 236H73L72 238L70 237L69 238ZM93 238H92V237ZM123 236V237H122ZM33 237V238H32ZM43 237V238H44ZM77 237H79V239H76ZM134 237H136L135 239H134ZM59 239V241H56L55 239ZM84 238H86L85 240H87V238H88V240H90V241H85L84 240ZM90 238H92V239H90ZM110 238V239H109ZM120 238V239H119ZM143 238V237H142ZM141 238V239H142ZM54 239V240H53ZM94 239V240H93ZM130 239V240H129ZM165 239V240H164ZM164 239H162L161 240V242L160 243H162L161 245H163V242L164 243H168V242H170L171 240L169 239V238H164ZM39 240V241H38ZM51 240H53V241H51ZM61 240V241H60ZM121 240V241H120ZM170 240V241H169ZM29 241V242H28ZM75 241H77V242H75ZM115 241L116 240H114V241H112V242H114L115 243ZM27 242V243H26ZM44 242V243H45ZM63 242V243H62ZM29 243V244H28ZM44 243H43V245H44ZM54 243H57V245H54ZM74 243H72V244H74ZM129 243V244H128ZM5 244V243H4ZM53 244V245H52ZM85 244V245H84ZM113 244V243H112ZM20 245V244H19ZM59 245V246H58ZM123 245H124V247H123ZM32 246V247H31ZM43 247V249L41 248V247ZM81 246H83L82 248H81ZM3 248H1V250L3 249V250H5L4 252H6L7 251V249H9V245L7 246V245H5V246H2ZM7 249H6V248ZM37 247H39V248H37ZM36 248V249H35ZM45 248V249H44ZM22 249L23 250H25V251H22ZM32 251H31V250ZM67 249V250H66ZM79 249V250H78ZM83 249H85V250H83ZM82 250V251H81ZM103 250H105V252L103 251ZM39 251V252H38ZM43 253H42V252ZM110 251V250H109ZM32 252V253H31ZM41 252V253H40ZM61 252H64V253H61ZM126 252V253H125ZM1 253V252H0ZM48 253H49V256H48ZM84 253V254H83ZM44 254V255H43ZM51 254H57L56 256L58 257V258H60V259H58V261H56V260H54V262L53 261H51L50 259H49V257L51 256ZM87 256H86V255ZM99 254H100V256H99ZM60 255V256H59ZM46 256H48V257H46ZM97 256V257H96ZM80 257V258H79ZM47 258V259H46ZM62 258V259H61ZM66 258V259H65ZM81 258H83V259H81ZM64 259V260H63ZM24 263H22V264H27V263H29V262H27V261H25V259L23 260V259H21ZM27 260V259H26ZM51 261V262H50ZM56 261V262H55ZM75 261H77V263L75 262ZM26 262V263H25ZM49 262V263H48ZM84 262H87V263H84ZM11 263L12 264H18V262L16 261L15 262V260H14V263H13V261H11ZM97 263H100V262H97ZM30 264V263H29Z\"/></svg>", "mask_w": 264, "mask_h": 264}]
</instances>
